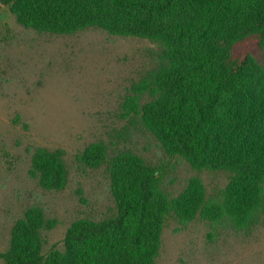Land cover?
Here are the masks:
<instances>
[{"label": "trees", "instance_id": "16d2710c", "mask_svg": "<svg viewBox=\"0 0 264 264\" xmlns=\"http://www.w3.org/2000/svg\"><path fill=\"white\" fill-rule=\"evenodd\" d=\"M26 26L72 33L97 26L145 38L161 49L146 125L173 155L198 169H224L230 181L223 202L207 197L200 178L177 197L161 184L162 168L133 153L111 159L118 212L99 221L81 219L64 238L65 248L43 252V231L54 225L39 206L19 218L7 264H154L171 210L182 218L198 212L248 224L264 210V69L237 43L264 45V0H5ZM92 164L104 146L84 152ZM31 172L45 187L66 181L61 150L40 149Z\"/></svg>", "mask_w": 264, "mask_h": 264}, {"label": "rangeland", "instance_id": "374dc122", "mask_svg": "<svg viewBox=\"0 0 264 264\" xmlns=\"http://www.w3.org/2000/svg\"><path fill=\"white\" fill-rule=\"evenodd\" d=\"M245 49L263 70L264 45L247 39L234 52ZM160 63L161 49L148 39L97 26L42 31L21 23L0 0V252L10 249L13 227L31 207L54 221L43 231L44 253L65 248L74 222L115 216L110 162L122 153L160 166L169 198L200 178L207 197L223 202L230 172L198 169L169 153L143 119ZM94 143L105 150L99 164L84 155ZM40 149L62 151L63 187H45L31 172ZM0 264H7L1 256ZM154 264H264V210L243 225L229 216L182 218L171 210Z\"/></svg>", "mask_w": 264, "mask_h": 264}]
</instances>
